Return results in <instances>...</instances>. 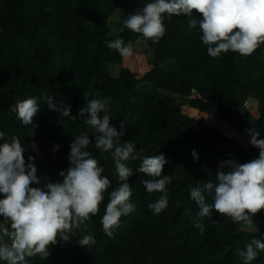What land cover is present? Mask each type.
Returning <instances> with one entry per match:
<instances>
[{"label":"trees","instance_id":"obj_1","mask_svg":"<svg viewBox=\"0 0 264 264\" xmlns=\"http://www.w3.org/2000/svg\"><path fill=\"white\" fill-rule=\"evenodd\" d=\"M148 2L0 0V131L20 139L27 151L25 160L35 157L42 177L60 179L59 172L70 166L69 144L86 126L79 116L69 119L52 112L48 101L63 99L76 116L86 99L100 96L116 105L108 108L110 123L119 130L120 121L125 122L121 142L133 141L137 150L143 149L141 158L162 153L168 161L162 175L174 177L167 186L168 207L154 215L147 205L162 193L146 192L140 181L148 177L136 172L140 160L129 161L130 200L136 209L122 216L120 227L108 237L101 218L120 181L111 153L90 146L111 182L99 211L73 229L67 243L58 240L50 245L47 260L36 254L29 264H243L238 251L264 233L261 209L254 214L253 225L213 212L217 222L204 218L201 234L193 226L199 209L189 196L198 182H215L221 162L234 159L244 164L259 156L247 130L254 128L264 138V43L250 55L228 52L212 58L200 33L189 28L191 17L167 14L166 32L158 43L128 29L109 35L108 21L114 13L121 12L119 30L128 13ZM120 36L132 46L144 38L151 59L134 50L124 58L108 49L106 43ZM112 67L118 68L116 75ZM147 85L152 89L145 90ZM29 98L39 100L42 109L33 136L31 127H24L9 111L17 101ZM206 118L234 127L238 141L202 123ZM87 130L94 140V130ZM54 145L59 150L53 151ZM192 149L198 153L196 162ZM83 227L89 232L78 233ZM86 234L96 240L89 248L78 244ZM253 264H264V251Z\"/></svg>","mask_w":264,"mask_h":264},{"label":"clouds","instance_id":"obj_2","mask_svg":"<svg viewBox=\"0 0 264 264\" xmlns=\"http://www.w3.org/2000/svg\"><path fill=\"white\" fill-rule=\"evenodd\" d=\"M165 14L168 18L191 17L189 28L200 33L199 40L212 58L228 52L250 55L264 43V0H151L142 9L128 13L119 31L123 33L128 29L158 43L166 32ZM106 46L121 57L133 55L132 44L125 42L123 36L108 41ZM39 105V100L29 98L9 108L24 127H31L32 136L39 127L36 124L42 112ZM85 105L72 116L71 105L63 99L58 101L52 97L48 101L52 112L69 119L79 116L86 126L69 144L70 166L59 172L60 179L55 182L39 174L35 157L25 160L27 151L18 137H6L5 132L0 131V264H29V258L36 254L47 260L50 245L58 240L67 243L73 229L96 215L111 182L103 175L104 166L98 165L88 150L90 146L111 153L120 181L110 192L101 218L108 237L120 227L121 217L136 209L130 200L133 193L128 180L133 175V167L128 166L129 161L140 160L136 172L148 177L140 181L146 192L162 193L157 201L147 205L152 213L158 215L168 207L167 186L174 177L162 175L168 163L165 156L161 153L141 158L144 150H137L133 141L121 142L125 122L120 121L119 130L110 123L112 118L106 99H86ZM88 128L94 130L91 133L94 140H90ZM247 134L250 145L259 149L257 159L244 164L234 159L223 161L218 166L215 182H198L189 190L190 199L199 209L193 226L201 234L206 228L204 218L217 222L212 219L213 212L230 217L234 223L253 225L256 224L254 214L264 209V138H260L254 128L247 130ZM57 150L59 145H54L53 151ZM190 155L194 162L198 160L195 149ZM95 243L91 234L83 235L78 242L87 248ZM262 251L264 233L259 239L253 238L237 254L243 264H253Z\"/></svg>","mask_w":264,"mask_h":264},{"label":"rangeland","instance_id":"obj_3","mask_svg":"<svg viewBox=\"0 0 264 264\" xmlns=\"http://www.w3.org/2000/svg\"><path fill=\"white\" fill-rule=\"evenodd\" d=\"M121 18V12H116L114 13L111 18L109 19L108 23H109V28H110V33L109 35H115L119 32L117 24L119 23ZM133 50L136 52H140L145 54L149 60L151 59L152 53L150 52V49L145 41L144 38L139 39L134 45H133ZM175 69V68H174ZM170 71L173 70L172 68L169 69ZM118 73V68L116 67H112V74L116 75ZM264 78V75L262 76ZM145 90H150L152 89V87L150 85H147L145 88ZM96 98H103L106 99L108 101V108L109 107H113V102L110 101L107 98L104 97H100L97 96ZM113 104V105H112ZM116 106V105H115ZM197 119V117H196ZM202 123L211 126L212 128L220 131L223 135H230L233 140L238 141V136L235 133L234 127H228V126H224L222 124H220L218 122V120L215 119H204V121H202ZM89 232V227H83L82 229H78V233L84 234V233H88Z\"/></svg>","mask_w":264,"mask_h":264}]
</instances>
